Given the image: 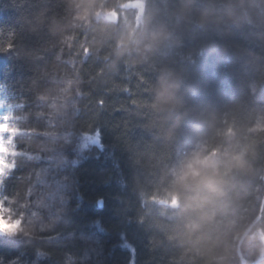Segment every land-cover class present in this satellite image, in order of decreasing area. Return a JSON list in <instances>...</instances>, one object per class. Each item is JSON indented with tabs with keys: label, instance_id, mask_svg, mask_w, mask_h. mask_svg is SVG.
Here are the masks:
<instances>
[{
	"label": "trees",
	"instance_id": "trees-1",
	"mask_svg": "<svg viewBox=\"0 0 264 264\" xmlns=\"http://www.w3.org/2000/svg\"><path fill=\"white\" fill-rule=\"evenodd\" d=\"M79 3L0 0V104L15 129L0 201L35 224L0 234V264H240L237 244L263 197L264 133L248 129L264 123V0H196L187 17L179 0H148L178 37L149 63L117 61L114 26L78 18ZM205 6H232L235 18L220 10L201 24ZM165 66L184 72L189 107L211 105L249 148L251 167L203 217L162 202L167 169L197 135L189 119L164 138L151 102ZM93 134L100 147L84 146ZM241 254L264 264V211Z\"/></svg>",
	"mask_w": 264,
	"mask_h": 264
},
{
	"label": "clouds",
	"instance_id": "clouds-1",
	"mask_svg": "<svg viewBox=\"0 0 264 264\" xmlns=\"http://www.w3.org/2000/svg\"><path fill=\"white\" fill-rule=\"evenodd\" d=\"M244 0H241L243 3ZM196 0H179L178 9L183 17L193 12ZM117 7L127 9L121 16ZM78 18L89 22V17L103 18L114 26V53L117 61L134 55L137 62L149 63L161 52L178 42L176 31L157 18L148 0H122L118 5L106 6L96 0H81ZM224 11L235 18L232 6L215 9L205 6L199 11L201 24L212 22L217 11ZM119 21V23H117ZM152 108L160 115L167 128L164 138L172 140L186 120L194 121L197 135L193 146L179 154L167 169V186L163 203L182 211H191L203 217V209H212L227 195L234 175L251 167L248 146H241L239 132L231 125H224L211 105L189 107L186 97L192 89L186 84L184 72L173 67H162L154 85ZM0 124V132L6 130ZM251 133H264V123L253 124ZM16 223H9L0 216V232H12Z\"/></svg>",
	"mask_w": 264,
	"mask_h": 264
},
{
	"label": "rangeland",
	"instance_id": "rangeland-1",
	"mask_svg": "<svg viewBox=\"0 0 264 264\" xmlns=\"http://www.w3.org/2000/svg\"><path fill=\"white\" fill-rule=\"evenodd\" d=\"M63 97L66 98V95H64ZM52 102L54 103L53 105H56L57 101L54 100ZM1 107H2V105L0 104V123H4V117L2 115ZM56 110H58V108H56L53 111H56ZM5 139H10V136L8 138L6 136ZM5 139L4 138H0V147H2L3 144L5 143ZM83 143H84V146H86V145H95V146H99L100 147L99 135L98 134H93L91 136H85L84 139H83ZM2 159L3 158L0 157V161H2ZM6 171H7L6 168L0 167V177ZM50 194L51 195L48 196V198H47V200H48L47 203H48V205L52 204V206H54V204L57 203L56 202V198H55V197H57V195L54 192H52ZM61 206H62V204L58 205L57 207H55L54 212H57L60 209ZM44 210L46 211V213L50 212V210L47 207L44 208ZM6 213H8V220H11L12 223H16L18 225L17 228L14 230L17 233L15 235H8V236L27 235V234H31L34 231L35 224H33V222L31 220L27 219L26 217H23L22 219H19V220L16 219V218H13L11 212L7 208L3 209L2 207H0V216L5 217ZM51 214H52V212H51ZM21 221H22V224H21ZM1 235H5V234H1Z\"/></svg>",
	"mask_w": 264,
	"mask_h": 264
},
{
	"label": "snow or ice",
	"instance_id": "snow-or-ice-1",
	"mask_svg": "<svg viewBox=\"0 0 264 264\" xmlns=\"http://www.w3.org/2000/svg\"><path fill=\"white\" fill-rule=\"evenodd\" d=\"M7 119V118H5ZM0 124H5V123H0ZM7 125V124H6ZM15 132V129H12L9 125H7L6 130L0 132V138H4L7 136H11L12 138L14 137L13 133ZM12 140L9 141L8 139H5V143L3 144L2 147H0V157H2V161H0V167L9 169L11 167L10 163L8 162V156L12 153V148L10 145L12 144ZM0 207H5L3 202L0 201ZM5 220H8V213L5 214L4 217ZM9 223H12L11 220H8ZM22 224V221H21ZM17 232L12 231V232H0V234H5V235H15Z\"/></svg>",
	"mask_w": 264,
	"mask_h": 264
},
{
	"label": "water",
	"instance_id": "water-1",
	"mask_svg": "<svg viewBox=\"0 0 264 264\" xmlns=\"http://www.w3.org/2000/svg\"><path fill=\"white\" fill-rule=\"evenodd\" d=\"M263 211H264V167H263V197H262V202H261V209H260L259 214L255 218V220H253V222L247 227V229L244 231L241 238L239 239V242L237 245V253L240 258H241V254H240L241 243L244 240V238L249 234L253 226L261 219ZM241 264H244L243 260H241Z\"/></svg>",
	"mask_w": 264,
	"mask_h": 264
},
{
	"label": "bare ground",
	"instance_id": "bare-ground-1",
	"mask_svg": "<svg viewBox=\"0 0 264 264\" xmlns=\"http://www.w3.org/2000/svg\"><path fill=\"white\" fill-rule=\"evenodd\" d=\"M241 236H242V235H241ZM241 236H240V238H241ZM246 237H247V236H246ZM246 237H245V238H246ZM245 238H244V240H245ZM244 240H243V241H244ZM243 241H242V242H243ZM241 244H242V243H241ZM237 245H238V244H237ZM237 254H238V253H237ZM240 254H241V246H240ZM239 259H240V264H241V260H243L244 264H246V260L243 258V255H242V254H241V258L239 257Z\"/></svg>",
	"mask_w": 264,
	"mask_h": 264
}]
</instances>
